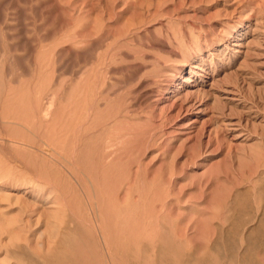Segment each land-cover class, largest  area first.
I'll return each instance as SVG.
<instances>
[{
  "label": "rangeland",
  "instance_id": "1",
  "mask_svg": "<svg viewBox=\"0 0 264 264\" xmlns=\"http://www.w3.org/2000/svg\"><path fill=\"white\" fill-rule=\"evenodd\" d=\"M263 212L264 0H0V264H264Z\"/></svg>",
  "mask_w": 264,
  "mask_h": 264
},
{
  "label": "bare ground",
  "instance_id": "2",
  "mask_svg": "<svg viewBox=\"0 0 264 264\" xmlns=\"http://www.w3.org/2000/svg\"><path fill=\"white\" fill-rule=\"evenodd\" d=\"M260 216V215H259ZM260 218V220H259V223H258V227H257V230H256V232H261V230H263V226H264V212L262 213V216L261 217H259ZM97 225V224H96ZM255 228V227H254ZM99 229V228H98ZM256 229V228H255ZM97 232H98V230H97ZM262 233V232H261ZM100 236H104V235H100ZM103 238V237H102ZM251 238V237H250ZM104 240H105V238H103Z\"/></svg>",
  "mask_w": 264,
  "mask_h": 264
}]
</instances>
